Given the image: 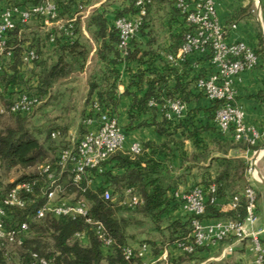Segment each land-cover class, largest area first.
Listing matches in <instances>:
<instances>
[{
  "label": "trees",
  "instance_id": "obj_1",
  "mask_svg": "<svg viewBox=\"0 0 264 264\" xmlns=\"http://www.w3.org/2000/svg\"><path fill=\"white\" fill-rule=\"evenodd\" d=\"M45 1L56 6L58 20L66 22L74 18L72 28H70L71 35H66L64 31L49 30L43 35L44 38L38 34H32L28 40H23L21 39L22 28L11 32L7 45L12 47V57L4 61L5 70L0 75L2 85L0 94L25 92L35 95L37 97L36 108L42 99L48 95L50 97L54 85L70 79L71 76L83 73L89 60L90 50L87 44L90 43L96 48L95 56L98 66L90 73L86 82L85 106L92 108L89 116L93 118L96 115L97 117L98 113L93 109L97 106L102 112H108L117 118L116 108L119 105L120 96L129 95L130 88H133L136 92L131 94L133 100L128 111L130 120L128 127L131 129L152 127L159 136L165 137V141L161 145L141 144L142 151L137 155H132L128 150L114 153L104 163L103 172L95 174L96 178L104 177L103 184L99 187L81 191L70 186L67 181L66 194L73 195L74 200H85L89 204L87 217L73 219L47 216L33 220L23 243L10 249L22 251L19 264H38L41 259L50 264H148L145 260L148 254L149 257H157L169 246L182 252L180 262L190 260L199 248L194 253L187 254L179 248V245L187 244L191 240L192 218L188 215L183 219L171 220L165 216L167 210L175 205L172 203L173 200H170L169 193L176 187L179 177H173L171 174L173 170L164 166V161L169 163L172 161L173 149L182 150L184 147V140L176 139L175 135L178 129H186L185 122L188 112L184 109L180 118L169 119L165 115V110L150 106L149 103L153 101L162 106L165 101L178 100L186 104L197 99L198 95L205 96L195 87V82L210 72L204 74L198 72L188 79L178 73L179 68L177 67H184L190 61L195 62L207 58L206 61L209 62L210 55L193 53L187 60L178 64L166 59L167 55H175L178 52L189 31L184 16L176 8L175 0L169 1L172 5L170 13L173 17L180 18L181 24L180 31L169 33L171 38L169 46L163 48L157 43V26L153 16L150 15L151 7L154 6V0H151L146 6V14L137 34V36H147L148 41L143 45L136 39V36L126 50L118 47L119 36L113 23L116 19L133 16L137 12L136 0H127V7L120 6L111 10L108 8L109 5L103 4L94 10L85 24V31L89 34V38L85 41L87 44L82 41L84 35L79 16L84 9L85 0H24L22 4H18L15 0H0V5L25 7L39 5ZM36 21H39L41 25V18ZM41 45L46 46L45 50L40 47ZM29 49L35 51L37 59L34 60L32 69L27 71L22 64V56ZM41 51H45V54ZM254 51L261 57L260 51L256 49ZM121 65H125L128 69L131 67L130 71H133L130 74L127 88L119 93L121 72L118 67ZM172 78L174 84L169 88V80ZM194 90L198 91V94H195ZM140 92L143 93L138 97L137 93ZM11 99L9 98V104ZM210 102L212 107L206 111L208 118L214 121L212 129L222 134L215 122V115L221 103ZM9 104L4 108H7ZM32 112L6 115L15 118L12 126H6L0 130V164L8 171L18 167L27 169L36 166L37 169L39 165L51 161L57 154L56 152L52 159L47 158L48 152L52 149L51 141L60 139L63 133L60 128L55 127V124H51L46 128L50 130L49 134L40 142L38 136L44 132H32L26 127L25 121ZM143 115L147 117L141 118ZM201 129L203 128L188 131L186 137L192 139L194 145L197 143V135L202 131ZM121 130L123 132V129ZM54 132L59 133L56 139L51 136ZM241 147L255 150V147L249 144L241 145ZM147 149L151 152L147 153ZM157 154L163 155L164 159L155 158ZM191 159L195 163L194 167L201 161L205 162L209 159L207 167H198L200 169L213 168L214 174L212 179L204 178L197 185L204 190L207 199L205 211L198 219L242 221L245 217L246 204L244 191L252 187L244 179L248 168L247 163L239 158L211 157L208 152L193 155ZM113 161L115 165L112 170H107V165ZM113 169H115L114 172ZM37 177L38 172L23 175L8 187H0V189L4 192L17 182ZM211 186L215 188L214 193L210 192ZM105 190L110 191L109 200L103 199ZM118 190L122 191L121 195L114 200V195ZM127 190H131L130 196L138 199L137 206H128L127 200L130 196L126 194ZM226 196L231 199L238 196L239 207L232 211L220 212L214 207L215 204L210 203L212 197L217 199ZM34 207L18 212L17 220H25L27 215L33 213ZM87 218L101 223L106 237L112 241L110 246H103L92 225L87 222ZM149 228L157 232L153 235V239L147 238ZM138 229L140 231L137 233ZM142 232L146 238L144 242L139 240V237L143 236ZM155 237L159 239V245L156 244ZM142 246L148 249L144 257L139 256V249ZM125 248L132 250L131 256L125 255ZM12 253L5 254L1 251L0 264H8ZM154 264L162 263L160 261Z\"/></svg>",
  "mask_w": 264,
  "mask_h": 264
},
{
  "label": "built area",
  "instance_id": "obj_2",
  "mask_svg": "<svg viewBox=\"0 0 264 264\" xmlns=\"http://www.w3.org/2000/svg\"><path fill=\"white\" fill-rule=\"evenodd\" d=\"M151 0H136L137 12L131 17L116 19L113 23L119 36L120 49H127L131 40L137 36L146 14V6ZM176 8L185 18L189 31L175 55L169 54L166 59L171 63H182L193 53L210 55L212 71L205 77H200L195 82V87L210 101L220 102L215 115V122L222 134H231L235 142H246L254 145L259 138L258 130L245 122L244 111L234 100L233 79L240 73L249 71L258 66L260 57L254 49L243 42L227 43L224 29L219 25L213 0H175ZM56 6L48 1L32 7L13 5H0V75L5 70L4 61L12 57V47L8 46L10 33L18 28H23L32 20L41 18L45 26H53V30L64 31L71 35L70 28L74 18L63 22L57 19ZM67 25V26H66ZM51 30V31H53ZM52 40V38H51ZM37 55L34 50H26L22 56V64L27 71L32 69ZM2 85L0 83V93ZM37 104V97L28 93H18L12 98L7 108L0 109L3 115L28 114ZM150 106L160 107L165 110L167 118H180L185 106L178 100L165 101L160 106L153 101ZM97 121L94 130L87 131L73 144L66 145L57 151L56 156L48 162L37 167L38 177L17 182L6 191L0 189V252L5 254L13 246H19L26 238L30 223L44 217H69L86 218L89 204L85 200H72L66 194V182L74 188L84 191L92 189L95 174L103 172L104 163L118 151H123L125 136L118 125L117 118L108 112H102L94 106ZM94 119L90 118L86 124L93 125ZM56 139L58 132L51 134ZM140 143H132L128 152L132 155L141 153ZM95 171V173H93ZM214 186L210 192L214 193ZM126 194L130 196L131 190ZM245 217L242 221L224 220L204 225L198 219L203 215L207 203L204 190L194 186L188 193L179 196V201L184 205L186 213L191 216V240L187 244H180L179 248L192 254L197 248L214 241L229 238L248 239L251 250L255 254V263L263 264L264 247L260 240V230L252 229L256 224V193L252 187L244 191ZM103 199H110V191L103 192ZM216 198L210 199L215 204ZM129 207L137 206L138 199L130 196L127 200ZM35 206V207H34ZM34 207L33 213L27 215L25 220L18 221L17 213ZM230 207L235 210L239 207V197L234 196ZM95 233L100 238L103 246L112 244L107 238L101 223L87 218ZM249 229H245L244 225ZM146 246L139 249V256L147 254ZM127 257L131 256L130 248L124 249ZM38 264H50L41 259Z\"/></svg>",
  "mask_w": 264,
  "mask_h": 264
},
{
  "label": "crops",
  "instance_id": "obj_3",
  "mask_svg": "<svg viewBox=\"0 0 264 264\" xmlns=\"http://www.w3.org/2000/svg\"><path fill=\"white\" fill-rule=\"evenodd\" d=\"M18 4H22L24 0H15ZM34 1V0H29ZM170 0H154V6L151 7L150 15L153 16L154 22L157 26L158 36L156 37L157 43L163 48L169 46L170 36L169 33L180 31L181 19L173 17L170 13L171 6ZM215 6V15L219 25L224 29L225 40L227 43L243 42L252 49L260 51L262 54L260 62L257 67L252 70L240 73L233 79V92L235 102L242 107L244 111L245 122L248 125L254 126L259 132V138L252 147L255 150L244 149L241 145L248 144L246 142H235L231 134H218L214 129L213 119L208 118L207 109L212 107L211 102L202 95H198L197 99L192 100L185 105V110L188 112L186 129H178L176 132V139L184 140V147L182 150L173 149L174 155L172 161L165 162L166 168L172 169L173 177H179L176 187L169 193L170 200L174 203L171 208L167 210L166 217L171 220L183 219L188 216L184 205L179 201V196L188 193L194 186H197L203 181L204 178H213L212 169H200L198 166L207 167L209 159L205 162H200L196 167L195 163L191 160L193 155H202L205 152L210 153L211 157L224 156L227 158H239L244 160L247 165L244 179L250 183V171L257 172L264 178V0H213ZM125 3V4H124ZM109 5V9H117L120 6L127 7L128 1L125 0H85L83 11L80 13V26L85 34V39L89 36L85 31V24L88 16L101 5ZM123 4V5H122ZM25 6V5H24ZM28 5L25 7H30ZM171 7V8H170ZM113 18L111 17V20ZM113 21V20H112ZM41 25L50 30L53 26H45L42 22ZM170 25V27H168ZM52 27V28H51ZM44 29V28H42ZM170 32H169V31ZM140 43L145 45L148 41L147 36H137L136 38ZM96 48L93 45L90 51L89 60L95 56ZM207 59L198 61H190L184 67H177L180 75L192 78L198 72L204 74L212 71V67ZM90 61L87 62V65ZM85 67L83 73L79 74L83 82H81V99L83 102L86 100L87 93V75H89V68ZM121 72L120 82L118 85V92L122 93L128 86L131 67L128 69L125 65L118 67ZM174 84V79L169 80V88ZM74 86V85H72ZM129 95H121L119 98V105L116 108V115L121 129H123L125 136V151L128 150L132 143H152L154 145H161L165 141V137L159 136L152 127H143L139 129H131L128 127L130 120L128 111L132 104V93L136 90L130 88ZM143 92L137 93L140 97ZM195 94L198 91L194 90ZM87 112L90 106H85ZM147 117L143 115L141 118ZM93 125H87L86 131L94 130V125L97 121L96 115L93 116ZM203 128L197 135V143L194 145L192 139H188V131L195 130L196 128ZM185 135V137H184ZM250 145V144H249ZM147 153L151 152L150 149L146 150ZM185 152V154L183 153ZM257 156L255 167L252 165V158ZM157 159L163 160V155L157 154L154 156ZM115 161L107 165V170H112ZM115 169H113V172ZM209 174L211 176H209ZM254 180V177H252ZM104 177H94L92 187H99L103 184ZM256 182L257 179H255ZM262 190L257 191L256 210L257 216L256 224L252 229L260 230V240L264 247V202L261 199L264 197V185L259 184ZM230 197L217 198L215 208L220 212L232 211L230 207ZM220 219H203V224H212ZM226 219H223V221ZM222 221V220H221ZM245 229H249L248 225H244ZM140 230H137V233ZM148 234L156 235V230L149 228ZM143 236L145 235L142 232ZM141 234V235H142ZM139 236V235H138ZM139 237L140 239L144 237ZM139 239V240H140ZM156 244L159 245V239L155 237ZM182 252L173 246H169L161 255L157 257H146L148 264H154L160 261H165L164 264H256L255 254L251 250L250 241L248 239L229 238L222 241H214L199 248L190 260L181 261ZM168 256V260H167ZM180 257V258H179Z\"/></svg>",
  "mask_w": 264,
  "mask_h": 264
},
{
  "label": "rangeland",
  "instance_id": "obj_4",
  "mask_svg": "<svg viewBox=\"0 0 264 264\" xmlns=\"http://www.w3.org/2000/svg\"><path fill=\"white\" fill-rule=\"evenodd\" d=\"M39 21L33 20L27 23L21 31V39L28 40L29 36L32 34L42 36L49 32V28L46 31V28L38 23ZM40 28H44L45 30H41ZM53 30V29H51ZM88 34V32H87ZM83 35H85L83 33ZM89 35V34H88ZM83 42L86 41L85 37H83ZM86 43V42H85ZM87 44V43H86ZM90 51L93 49V45L87 44ZM42 49L45 50V45H41ZM41 53L45 54V51H41ZM87 67L89 68V75L96 70L98 66L97 60L92 57ZM87 75V78L88 76ZM84 76L82 78L79 75L71 76L70 79L60 81V83L54 85L51 90L50 97L49 95L41 100V103L33 110L30 116L26 119V127L32 132H44L42 135L38 136L40 142L44 140V138L49 134L50 130H46L47 127H50L51 124H55L56 128H60L63 133L60 139H56L55 141H51V150L48 152V159H52L55 153L65 147L66 145L73 144L78 140L80 136L85 134L86 131V121L91 117L89 114L90 110L87 112V108L85 107V102L81 99V82L84 80ZM74 85V86H72ZM18 95V92L3 95L0 94V109L6 107L9 104V98H14ZM15 123V118L8 117L0 113V130L6 126H12ZM36 167V166H35ZM35 167H30L27 169L15 168L12 170H6L0 164V187L6 188L12 182H15L18 178L23 175L28 174H37V169ZM250 185L253 187L255 192L258 190H262L260 187V183L256 182L257 175L255 171H250ZM254 177V180L252 179ZM121 190L114 195V200H116L121 195ZM69 199H73V195H68ZM264 202V197L261 199ZM125 215V210L123 211ZM147 235V234H146ZM144 237V236H143ZM153 234H148L147 238L151 239ZM146 238L144 237L140 239V242H144ZM153 239V238H152ZM150 242V241H149ZM9 252H13L8 264H19L21 260L22 251L16 249H9ZM180 258V257H179ZM187 261V260H183ZM165 261H161L164 264Z\"/></svg>",
  "mask_w": 264,
  "mask_h": 264
},
{
  "label": "water",
  "instance_id": "obj_5",
  "mask_svg": "<svg viewBox=\"0 0 264 264\" xmlns=\"http://www.w3.org/2000/svg\"><path fill=\"white\" fill-rule=\"evenodd\" d=\"M256 159H257V156H254V157L252 158V165H253V168H256V167H255ZM256 175H257V181H258L260 184H263V185H264V178L261 177L257 172H256Z\"/></svg>",
  "mask_w": 264,
  "mask_h": 264
}]
</instances>
